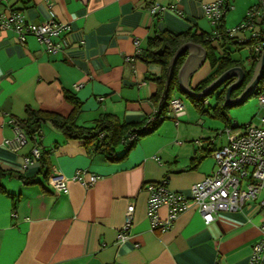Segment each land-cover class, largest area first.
Segmentation results:
<instances>
[{"label":"crops","instance_id":"1","mask_svg":"<svg viewBox=\"0 0 264 264\" xmlns=\"http://www.w3.org/2000/svg\"><path fill=\"white\" fill-rule=\"evenodd\" d=\"M158 1L165 8L151 15L145 0H0V16L18 10L27 22L44 23L52 17L67 25L61 37L65 46L55 53L33 35L21 42L12 29L0 27V167L41 179L31 184L18 176L2 180L6 191L0 192V264H247L264 225V206L259 205L264 192L241 210L218 213L209 224L194 204L163 230L152 228L147 215V184L167 179L170 190L189 197L191 186L214 170L210 151L226 143V137H213L215 128L204 120V114L215 118L212 110L202 113L185 107L176 124L169 109L153 133L114 162L46 122L40 143L49 151L47 178L39 176L37 159L25 163L31 141L19 149L5 143L15 135L12 118H25L26 105L68 116L72 105L65 99L66 91L82 102L76 119L80 125H92L103 113L127 123L152 116L164 71L138 57L135 40L141 51L156 33H208L214 36L211 44L217 57L226 54L242 66L245 59L251 61L248 48L217 38L218 28L203 8L214 0ZM254 2H248L237 25ZM248 35L244 31L234 37ZM203 49L205 56L191 74L190 89L216 70ZM186 51L183 62L189 48ZM76 83L79 89H74ZM181 94L174 89L172 98L182 99ZM207 105L214 104L207 100ZM80 170L87 171L85 182L91 174L96 181L85 186L72 180ZM56 175L67 179L66 193L50 184L49 177ZM129 203L134 204L132 224L127 237L119 239ZM166 214L167 207L161 206L158 215Z\"/></svg>","mask_w":264,"mask_h":264},{"label":"built area","instance_id":"2","mask_svg":"<svg viewBox=\"0 0 264 264\" xmlns=\"http://www.w3.org/2000/svg\"><path fill=\"white\" fill-rule=\"evenodd\" d=\"M145 1L148 3V12L151 15L159 14L165 8L158 0ZM233 7V0H214L206 3L203 8L205 16L212 25L217 26ZM0 27L12 29L21 42L26 36L33 35L47 51L52 53L65 46L61 37L67 30V25L55 21L52 17L44 23L27 22L21 12L11 10L8 14L0 16ZM244 31H249V35L240 40L251 42L248 49H251L254 55H260L264 50V39H260L264 37V0H255L247 9L244 20L232 29L225 28L224 34L232 37ZM216 36L220 37L218 31ZM135 46L140 52L138 40H135ZM80 86V83L73 85L74 89H79ZM257 100L262 111L261 125L247 124L241 130H234L241 126L233 122L230 127L224 128L226 143L213 148L210 152L215 161L214 170L191 186L189 197L170 190L167 179L147 184L149 191L147 215L152 228L163 230L170 227L177 215L190 204L196 206L204 223L209 224L218 213L241 210L246 201L255 200L264 192V88L257 95ZM169 109L177 124L180 117L185 114L184 101L179 97H173L169 102ZM14 132L13 139H5V143L13 149H19L26 144L27 138L18 127H15ZM38 157L39 150L32 147L30 156L25 157L24 160L28 163ZM86 172V170L77 171L72 180H79L85 186L93 184L97 176L91 174L89 181L85 182L83 175ZM49 182L59 191L65 193L68 191L67 179L60 175L49 177ZM259 205L264 206V196L260 199ZM161 206L167 207V214L163 218L158 215ZM133 212L134 204L129 203L118 235L119 239L127 237ZM260 232L261 237L251 246L247 264H264V225L261 226Z\"/></svg>","mask_w":264,"mask_h":264},{"label":"trees","instance_id":"3","mask_svg":"<svg viewBox=\"0 0 264 264\" xmlns=\"http://www.w3.org/2000/svg\"><path fill=\"white\" fill-rule=\"evenodd\" d=\"M223 21L224 18L217 25V31L220 34V37L217 38H220L225 42L230 41L237 47L249 48L251 42L237 40L234 36L229 37L224 34L222 25ZM213 37L214 36L208 33H200L199 35H196L195 33L187 31L186 33L177 35L169 32L156 33L148 39L147 47L139 52L138 57L146 63L159 64L163 68L164 74L162 79H160L161 86L159 87L158 94L155 98V103L157 106L156 112L152 116L146 117L139 123H127L111 113H103L97 119H95L92 125H80L77 123L76 119L81 109L82 102L73 93H70L68 91L64 93V96L65 99L72 105V111L66 117L61 116L60 114L55 112L35 109L29 105H26V117L23 119L12 118V122L15 127L20 128L24 132L27 141H31L33 143V147H36L39 150V157L37 159L40 164V169L38 172L39 176H41L42 178H47L51 173L49 151L45 150V148H42L40 143L41 127L46 122L51 123L54 127L61 130L66 138L82 140L89 151L101 154L111 162L120 161L126 158L130 150L137 144L141 137L153 133L168 117L167 111L169 110V102L172 99V92L174 89L180 90L177 80V71L185 56L187 55L186 50L183 51L175 61L170 78V83L167 88V92L163 97H161V92L164 89V81L166 78V72L170 59L172 58L176 50L187 41L196 42L205 47L206 56L211 66H216L214 74L210 78H207L199 85H197L193 89V91L197 93L203 91L216 77H218L226 69L233 66H241L244 70L243 82L239 87L231 91V98H236L252 78L260 55H254L252 53V50L249 49L252 65L250 69L246 70L244 66L238 63L237 60L231 59L226 54L222 57H217L215 55V49L211 44ZM235 79V76H231L225 79L216 89L210 91L205 96L198 97L188 95L183 92L182 93L196 110L205 113L210 109L212 110V115L216 119L223 121L225 128L230 127L233 122L228 117V110L232 106L223 105V102L226 88ZM263 88L264 75L258 82L251 95L257 96ZM212 96H215L214 105H207L208 98ZM245 99H243L236 105L242 104ZM236 124L240 126L238 123ZM246 125H242L241 127ZM13 176H18V178H20L25 184H31L41 181L40 178H26L14 171L5 170L0 167V192L6 191L2 180L5 177Z\"/></svg>","mask_w":264,"mask_h":264},{"label":"water","instance_id":"4","mask_svg":"<svg viewBox=\"0 0 264 264\" xmlns=\"http://www.w3.org/2000/svg\"><path fill=\"white\" fill-rule=\"evenodd\" d=\"M260 39H264V37ZM188 48H189L188 56L183 62L180 69L178 70V74H177L179 88L185 94L198 96V97L205 96L210 91L216 89L225 79L231 76H235L236 79L226 88L224 102H223V105L234 106L252 94L258 82L262 79L264 75V50H263L260 54L252 78L236 98H231V91L239 87L243 82L244 70L241 66H233L226 69L218 77H216L203 91L198 93L194 92L193 89L188 88L189 79L191 77L192 72L196 70L202 63L205 56V51L203 47H201L199 44L186 42L176 50V52L170 59L166 72V78L163 87L164 89L162 91L161 97H163L167 92V88L170 83V78L175 61L182 54V52Z\"/></svg>","mask_w":264,"mask_h":264},{"label":"rangeland","instance_id":"5","mask_svg":"<svg viewBox=\"0 0 264 264\" xmlns=\"http://www.w3.org/2000/svg\"><path fill=\"white\" fill-rule=\"evenodd\" d=\"M253 1L255 0H233L234 7L228 11L227 22H226L227 25L225 26V28L226 29L234 28L237 25V21L240 20L241 16L244 14L243 12L245 11L243 10L246 8L247 4H249L250 2L252 3ZM245 51L247 50L241 52L242 57L245 56L244 54ZM251 65H252L251 61L247 59L244 60L243 66L246 70L250 69ZM181 97L187 109L189 110L194 109V107L190 104L189 100L185 97L184 94H181ZM208 102L210 104H214L215 96L208 98ZM261 115H262V111L259 109L256 95L248 96L242 104L232 106L228 110V117L232 120V122H237L240 126L246 125L248 123H250L251 126H260ZM203 117L204 120L210 123L209 126H211V128H215L213 130V137H216V139L219 140V138L225 136L223 132L225 128L223 121L216 118H212L210 115H206V114H204ZM241 129L243 128L238 127L234 130H241Z\"/></svg>","mask_w":264,"mask_h":264}]
</instances>
